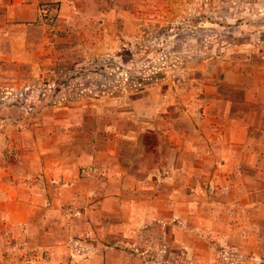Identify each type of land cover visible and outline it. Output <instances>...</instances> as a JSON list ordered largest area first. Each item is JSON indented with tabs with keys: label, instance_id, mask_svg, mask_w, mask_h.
<instances>
[{
	"label": "rangeland",
	"instance_id": "obj_1",
	"mask_svg": "<svg viewBox=\"0 0 264 264\" xmlns=\"http://www.w3.org/2000/svg\"><path fill=\"white\" fill-rule=\"evenodd\" d=\"M31 1L0 20V264H264V0Z\"/></svg>",
	"mask_w": 264,
	"mask_h": 264
},
{
	"label": "trees",
	"instance_id": "obj_2",
	"mask_svg": "<svg viewBox=\"0 0 264 264\" xmlns=\"http://www.w3.org/2000/svg\"><path fill=\"white\" fill-rule=\"evenodd\" d=\"M152 41V35L150 33H145L143 36H137L135 42H128L127 47L123 48L120 52L116 53V57H119V60L124 63L132 62L135 56H143L145 53L149 52L151 48V44L149 42ZM113 58V56H111ZM159 60V61H158ZM154 60L153 57L146 58L147 63H145L144 67H142L139 71H130V72H121L110 66V72L112 75H115V84L112 86H100L98 85V89L96 91H92L91 94L99 95L101 93L104 94H117L124 91H138L145 86H149L158 79L161 78V73L164 68L165 59ZM111 64V62H108ZM163 64V65H162ZM114 69V70H113ZM151 134V131H148V134ZM147 136V135H146Z\"/></svg>",
	"mask_w": 264,
	"mask_h": 264
},
{
	"label": "crops",
	"instance_id": "obj_3",
	"mask_svg": "<svg viewBox=\"0 0 264 264\" xmlns=\"http://www.w3.org/2000/svg\"><path fill=\"white\" fill-rule=\"evenodd\" d=\"M21 3H23V0H21V2H17V0H0V20L1 21H5L4 25H9L11 26V24L9 22H7V14L10 12V7L13 8V6H17L20 5ZM39 0H32L29 4L25 5V7L21 8L20 10H25L27 11V16L31 17V18H35L36 14H37V10H38V4H39ZM15 26V25H14ZM12 26V28L14 27ZM2 54V53H0Z\"/></svg>",
	"mask_w": 264,
	"mask_h": 264
},
{
	"label": "built area",
	"instance_id": "obj_4",
	"mask_svg": "<svg viewBox=\"0 0 264 264\" xmlns=\"http://www.w3.org/2000/svg\"><path fill=\"white\" fill-rule=\"evenodd\" d=\"M17 2H21V0H17ZM44 10V14H46L47 9H43Z\"/></svg>",
	"mask_w": 264,
	"mask_h": 264
}]
</instances>
